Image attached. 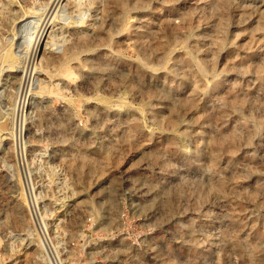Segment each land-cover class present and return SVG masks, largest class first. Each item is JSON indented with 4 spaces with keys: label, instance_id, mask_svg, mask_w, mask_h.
<instances>
[{
    "label": "rangeland",
    "instance_id": "obj_1",
    "mask_svg": "<svg viewBox=\"0 0 264 264\" xmlns=\"http://www.w3.org/2000/svg\"><path fill=\"white\" fill-rule=\"evenodd\" d=\"M0 264H264V0H0Z\"/></svg>",
    "mask_w": 264,
    "mask_h": 264
},
{
    "label": "bare ground",
    "instance_id": "obj_2",
    "mask_svg": "<svg viewBox=\"0 0 264 264\" xmlns=\"http://www.w3.org/2000/svg\"><path fill=\"white\" fill-rule=\"evenodd\" d=\"M55 1V0H54ZM53 4H54V2H53ZM52 7V6H51ZM35 18V16H28V18L26 19V20H28V21H30V20H32V19H34ZM38 29V28H37ZM38 37V36H37ZM80 38H82V36L80 37ZM39 39H41V38H39ZM42 41V40H41ZM39 43H41V42H39V40H38V44ZM218 43V42H217ZM52 44V43H51ZM40 46H41V44H40ZM29 65V64H28ZM235 106V105H234ZM227 134V133H226ZM226 136H228V135H226ZM229 138V137H228ZM228 138H226V137H224L223 135L222 136H220V137H218V139H217V143H216V145H217V148H219V147H223V146H225V144H226V142H227V139ZM231 138V137H230ZM177 189V188H176ZM179 192V191H178Z\"/></svg>",
    "mask_w": 264,
    "mask_h": 264
}]
</instances>
